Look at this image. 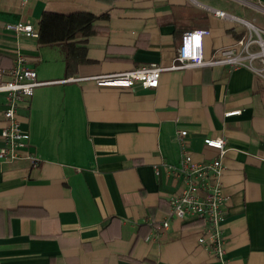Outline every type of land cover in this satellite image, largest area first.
I'll return each instance as SVG.
<instances>
[{
    "label": "crops",
    "instance_id": "obj_1",
    "mask_svg": "<svg viewBox=\"0 0 264 264\" xmlns=\"http://www.w3.org/2000/svg\"><path fill=\"white\" fill-rule=\"evenodd\" d=\"M255 5L264 0H0V68L20 55L39 83L17 110L38 166L0 162V264H214L197 242L196 218L158 230L180 186L162 167L178 163L176 130L187 131L196 162L218 155L204 139H224L226 258L264 264V81L243 68L170 69L185 32H209L205 60L242 36L240 23L208 9L264 30ZM73 12L109 16L105 31L87 40L89 62L73 78L156 64L164 69L158 87L64 83L60 44L6 28L23 23L38 33L43 14ZM5 103L0 94V133Z\"/></svg>",
    "mask_w": 264,
    "mask_h": 264
},
{
    "label": "built area",
    "instance_id": "obj_2",
    "mask_svg": "<svg viewBox=\"0 0 264 264\" xmlns=\"http://www.w3.org/2000/svg\"><path fill=\"white\" fill-rule=\"evenodd\" d=\"M256 11L264 15V6L255 5ZM215 17L235 21L243 26V34L233 46L221 49L211 59L203 56V38L209 34L205 30L188 31L182 34L176 56L177 64L170 69L193 68L203 66H227L229 69L243 68L264 81V30L252 23L235 18L220 10L208 9ZM7 30L38 39L32 26L18 23L7 25ZM162 67L156 64L143 65L131 71L116 75H99L90 79L67 78L63 82L94 81L97 87L130 90L139 84L143 89H156ZM39 86L36 72L27 67L25 59L18 55L11 68H0V94L5 95L6 103L3 116L5 126L0 133V162L9 164L26 160L32 168L38 166V159L27 152L29 135L21 129L17 118L20 102L30 99ZM236 112L228 113L234 115ZM187 131L176 130L174 140L178 148V163L163 164L167 173L179 183L177 193L169 198V217L165 218L158 230L165 231L170 219L183 220L194 217L201 223L198 244L210 255L214 264H230L226 258L224 240L221 234L224 207L227 198L223 195L221 158L227 151L224 139L207 138L204 145L217 151L218 155L211 161L196 162L187 146ZM155 175L159 168L153 167Z\"/></svg>",
    "mask_w": 264,
    "mask_h": 264
},
{
    "label": "trees",
    "instance_id": "obj_3",
    "mask_svg": "<svg viewBox=\"0 0 264 264\" xmlns=\"http://www.w3.org/2000/svg\"><path fill=\"white\" fill-rule=\"evenodd\" d=\"M106 13L73 12L69 14L45 13L38 27L40 44H60L64 55V77L77 73L79 66L89 62L86 43L90 37L105 31L100 23L107 21Z\"/></svg>",
    "mask_w": 264,
    "mask_h": 264
}]
</instances>
